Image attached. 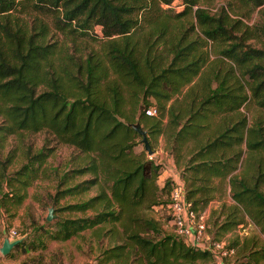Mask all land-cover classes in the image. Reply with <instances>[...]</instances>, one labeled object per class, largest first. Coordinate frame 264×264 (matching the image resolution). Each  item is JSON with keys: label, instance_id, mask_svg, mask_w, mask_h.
Listing matches in <instances>:
<instances>
[{"label": "trees", "instance_id": "obj_1", "mask_svg": "<svg viewBox=\"0 0 264 264\" xmlns=\"http://www.w3.org/2000/svg\"><path fill=\"white\" fill-rule=\"evenodd\" d=\"M174 1L0 0V151L15 132L46 129L83 153L80 162L65 171L63 182L90 175L67 184L56 196L96 189L63 206L82 212L79 216L40 224L31 220L30 230L17 235L25 234L14 249H42L48 240L91 229L99 262L252 264L264 259V117L248 124L239 111L249 100L264 108V15L247 24L231 17L223 5L210 12L198 0H177L179 13L191 11L194 19L182 29L152 10V5L171 8ZM235 1L251 7L264 3ZM29 6L48 19L37 21L36 36L10 17L12 10ZM143 9L146 30L138 39L139 19L131 14ZM47 23L69 33L91 29L103 40L99 49L74 56L44 40ZM209 51L216 54L213 59ZM150 97L157 114L144 112L153 106ZM136 113L152 150L156 137L164 136L163 148L179 167L188 210L198 215L227 182L230 202L220 205L226 210L221 211L216 233L248 221L258 228L260 236L235 235L226 242L234 250L231 262L218 263L209 249L165 231L144 213L169 203L174 180L165 177L159 184L162 164L144 150L134 151L138 134L128 123ZM23 150L24 161L11 174L4 170L13 152L0 158V207L10 215L50 153L45 145ZM88 210L92 212L86 214ZM205 228L209 239H220Z\"/></svg>", "mask_w": 264, "mask_h": 264}, {"label": "rangeland", "instance_id": "obj_2", "mask_svg": "<svg viewBox=\"0 0 264 264\" xmlns=\"http://www.w3.org/2000/svg\"><path fill=\"white\" fill-rule=\"evenodd\" d=\"M175 3H177V0L174 1V4ZM198 5L208 9V11L210 12H213L215 10V7L223 5L227 8L231 17H238L247 24L261 21L262 16L264 15V3L261 6L251 7V5L239 3L235 0H198ZM162 7H166V6H162ZM162 7L157 8L152 5L153 8L152 10L160 17L161 16L167 17L169 19L176 21L177 28L183 29L184 27L188 26L191 22L194 21L193 17H191V11H187L185 14L179 13L182 8V6L179 4H175L171 8H166V9ZM230 8L233 9L230 10ZM146 11H147L146 9H143L142 12L134 11L131 14L137 19H139L138 20L139 22L135 27V29L136 28L139 29L137 30V32L136 30L133 32V33L136 32V34L139 36L138 39H140V37H142L145 34L146 28H143V23H144L143 15L146 14ZM140 13L141 15H139ZM10 17L16 19L18 22L24 23L27 29H29L30 32H33L34 36L37 35L36 34L37 21L39 19H42L43 21L47 22L48 20L44 14L31 9L30 6L25 7L24 10H19L18 8L12 10L10 12ZM47 25H48L47 33L44 36V40L47 42H55L57 45L61 47V51L72 53L74 56L83 57L82 55H84L87 51L91 49H99L101 40H103V38L99 39V36L95 37L91 29H88L89 30L88 33L85 32L79 33L77 31H75L74 33H69L66 31L62 32L55 29L54 26L50 23H47ZM96 29L99 30V27L97 26ZM250 41L252 42L253 40L251 39ZM156 47L157 49H159L160 45L157 44ZM209 52H210L209 59H213L216 56V54H214L212 51ZM169 57H170L169 54L165 55V59H168ZM165 59L164 61H166ZM186 88L187 86L183 87L181 89V92L178 93L176 97L181 98V94L184 93ZM150 100L152 101L151 103L153 107L156 108L154 100L151 97ZM125 106L128 109L129 107L128 103ZM239 111H241L245 115L248 124H250V122L255 117H259V116L264 117V108L258 107L251 100L243 103L239 107ZM155 114H157V110L155 111ZM136 120L138 121L137 113L136 115H134L133 120L128 123L129 126L130 123L135 122ZM162 120L165 121V118H163ZM139 123L141 124L140 121ZM135 139H137V142L133 146L134 151L138 152L140 150H144L142 147V143L140 142V135H138V137H136ZM164 143H165L164 136L162 134H159L156 137V140L153 141V150L154 149L156 150L158 146H161L163 151ZM27 145H29L30 151L35 150L41 145H45L46 147H49L50 153L46 156L44 162L40 166L39 176L36 177L28 186H26L25 196L21 201V203L18 206H16L14 210L12 209L14 213L10 215L6 211H4L2 207H0V244L3 236H7L9 238L11 229L14 230L17 235H19L22 231L30 230L31 220L35 221L36 224L42 223V221L45 220L44 216L46 214L47 207L49 206L52 207V214H53V217L50 220L51 222L59 218L61 219L63 217L81 215L82 212L66 210L63 208V206L69 203H73L85 199L91 194H94V192L96 191V189L92 187L84 193H80V194L63 193L61 196L58 197L56 196L57 191L65 187L67 184L69 185L75 181H78L84 177L86 178L90 175L87 173V174L73 176L71 179H68L65 183L63 182L64 180L63 174L65 173V171L72 165L76 164L77 162H80L79 159L81 158L83 153L78 151L72 145L58 141L56 138H54L53 134L46 129H40L38 131L21 130L9 135L5 139L4 145L0 151V158L3 159L6 153H8L10 150L13 152V155L10 159V162L6 164L4 173L11 174V172L17 169L19 165L24 161L23 155L25 150L23 149ZM151 155L152 154L147 156H151ZM163 168L164 167H162V169ZM239 170L240 167L236 169L237 172ZM51 198H54V201H51ZM222 202H224L226 206L230 202L227 182H224L219 192L217 191V193L211 199V204L214 205V208L210 207L209 209L210 211L211 209H215V210L211 212V215L209 211L207 215L208 222L206 223L207 218L204 219L203 221L204 224L206 225L205 227L212 229V232L215 234L214 235L215 237L219 236L220 239L224 240L226 243L229 239L233 238L235 235L241 237H243L244 235L260 236L258 228L249 221L248 223H245L242 226L241 225L236 226L232 230L227 231L225 233L222 234H220L219 232L216 233V231H219L217 229V223L219 222L220 219H222L223 216L221 211L226 210L225 207L224 208L220 207ZM91 212L90 210H88L86 214H89ZM144 213L156 218L165 231L168 228L167 225H172L170 220V208L167 203L153 205L152 207L145 209ZM214 220L216 221L215 223L216 226L215 225L213 226ZM204 231L206 232V228L204 229ZM24 235H22V238ZM82 236L83 238H81L80 236L72 237L68 241H66V244L64 246H61V248H63V252L66 253V259L68 264H71L70 256L74 255L67 253L68 249H71V247H73L75 250L79 252L77 256L79 255L82 256L78 259L79 264H94L93 255L95 253L94 252L91 253L90 251H88L89 249V244L87 243L88 231H84L82 233ZM223 236L225 237L223 238ZM261 238L262 241H264L262 236ZM47 251L49 253V256L57 258L56 248L51 247L48 248ZM241 257L244 256L238 255L239 259H241ZM234 258L235 255L233 253L229 257L225 256L223 261L229 263ZM45 262L48 264L51 263L48 260ZM252 264H264V259H260L257 262H252Z\"/></svg>", "mask_w": 264, "mask_h": 264}, {"label": "crops", "instance_id": "obj_3", "mask_svg": "<svg viewBox=\"0 0 264 264\" xmlns=\"http://www.w3.org/2000/svg\"><path fill=\"white\" fill-rule=\"evenodd\" d=\"M151 157H153L155 159V161H158L162 164V166L160 168V173L158 175L159 184L162 183V180L165 177H169L170 179L179 181V176H178L179 167L174 164L173 158L164 149L162 151L161 146H158V148H156V150L155 149L153 150ZM162 167H164V168L162 169ZM210 207L214 208V205L211 204V200L207 203L205 208L200 213L203 220L207 218V215L210 211V209H209ZM167 226H168V228L166 229V231H173L172 225H167ZM190 227H191L192 231L195 230V226L193 223L190 225ZM84 231H88V239H87V243L89 244L88 251H90L91 253L92 252L95 253L93 255L94 264H112V262L108 261V260L102 261V262H99L97 260V256H98L97 242H96L97 238L92 234L91 229H83V230L79 231L78 234L71 235L65 239L48 240L46 242V246L42 249L26 250L24 252H20L18 249H14V245H13L10 248V250L12 252L11 255L7 256L6 254L5 255L0 254V264H45L46 263L45 261H47V260L49 262H51L50 264H68L67 259H66V253L63 252V248H61V246H64L66 244V241H68L72 237L80 236L81 238H83L82 233ZM16 237H18V236H16ZM224 237L225 236H223V238ZM9 239H11V238L9 237ZM51 247L56 248L57 258L49 256L47 249L51 248ZM67 253L74 254V255L70 256L71 264H79L78 259L82 256H80V255L77 256V254L79 253L77 250H75L73 247H71V249H68ZM46 264H48V263H46Z\"/></svg>", "mask_w": 264, "mask_h": 264}, {"label": "built area", "instance_id": "obj_4", "mask_svg": "<svg viewBox=\"0 0 264 264\" xmlns=\"http://www.w3.org/2000/svg\"><path fill=\"white\" fill-rule=\"evenodd\" d=\"M144 112L148 115L154 114L155 107H146ZM169 199L170 220L175 233L182 235L191 244L209 249L218 263H222L225 256L228 257L234 253L232 248L227 247V243L224 240L209 239L208 234L204 231L205 224L200 214L201 212L195 215L193 211L187 209L183 198V185L180 179L179 181L174 180ZM192 223L195 226L194 231L190 227ZM16 236L15 231L11 229L9 237L15 238ZM262 237L264 239V235Z\"/></svg>", "mask_w": 264, "mask_h": 264}, {"label": "water", "instance_id": "obj_5", "mask_svg": "<svg viewBox=\"0 0 264 264\" xmlns=\"http://www.w3.org/2000/svg\"><path fill=\"white\" fill-rule=\"evenodd\" d=\"M130 126L138 135H140V142L142 143V147L145 150L146 154L147 155L152 154L153 150L150 148L145 129L142 128L139 121L136 120L135 122L130 123ZM52 217H53L52 207L49 206L47 207V211L44 216V219L46 221H50ZM21 239L22 236L15 237L14 239H9L7 236H3L0 244V254L5 255L10 250V248L13 245H15L17 242H19Z\"/></svg>", "mask_w": 264, "mask_h": 264}]
</instances>
